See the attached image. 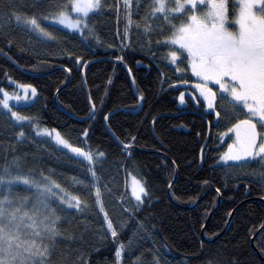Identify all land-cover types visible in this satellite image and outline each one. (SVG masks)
<instances>
[{
  "label": "trees",
  "instance_id": "obj_1",
  "mask_svg": "<svg viewBox=\"0 0 264 264\" xmlns=\"http://www.w3.org/2000/svg\"><path fill=\"white\" fill-rule=\"evenodd\" d=\"M60 2L67 3V0ZM100 2L101 8L89 15L92 34L63 31L54 40H48L32 31L29 25L15 19L3 20V13L8 11L9 4H28L22 9L24 14L42 15L56 9H38L31 6V0H0V23L3 24L0 53L6 55L0 54V88L10 90L13 85L28 84L36 89L34 100L28 105L11 106L29 119L13 126V130H7L9 125L5 126L6 130L0 129V165L18 157L24 173L31 172L34 179H39L41 173L50 176L70 195L88 203L81 211L64 206L66 210L60 213L61 234L57 237L54 264H116V247L129 244L133 236L138 239L122 254V264H133L137 257L149 262L154 254L160 264H264V229L254 238L253 245L250 244L251 237L264 224L263 203L251 201L240 205L226 227L231 211L245 199L264 200V187L257 182L259 176L264 178V168L255 163L217 164L226 150V142L220 138L226 127L222 123H230L225 120L217 123L215 115L205 112L202 104L194 107L190 103L186 108H179L178 97L183 88L176 87V83L178 78L193 81L189 71L177 73L175 65L161 59L167 49L157 51L153 44L149 51L142 28L137 29L135 23L129 26L125 37L127 19L123 0ZM131 11L133 21L140 22L143 6L137 13L134 4ZM41 26L53 29L47 21H41ZM118 56L122 59H117ZM101 58L119 60L129 69L136 92L142 97L138 112H132L138 107V101L129 76L120 64L90 63L83 80L84 65ZM56 67L63 70L38 77L28 74L44 73ZM65 71L69 82L58 92L67 82ZM55 94L58 105L77 118L87 117L92 105L93 117L87 121L69 117L56 107ZM118 109L125 111L111 115L107 126L121 143L128 145L124 149L103 126L104 117ZM32 125L56 129L73 146L84 141L93 153L97 150L105 153L102 162L95 163L97 176L109 184L124 207H118L114 199H105L104 210L117 226L116 238L102 231L104 213L95 207L94 190L91 193L85 190L91 180L81 169L83 164L64 151H60L62 155L54 149L52 155L45 153V149L51 148L34 137L30 132ZM21 126L26 136L17 139ZM85 129L87 138L83 136ZM165 157L176 167V179L170 188L176 204L190 207L207 190H213L195 208L182 209L171 203L167 189L174 178V169ZM226 165L245 166V171L230 176ZM129 174L146 187L147 195L143 196L142 203L133 204L128 196ZM217 192L220 204L204 229V238L208 240L205 241L201 230L216 206ZM223 230V235L215 239Z\"/></svg>",
  "mask_w": 264,
  "mask_h": 264
},
{
  "label": "snow or ice",
  "instance_id": "obj_2",
  "mask_svg": "<svg viewBox=\"0 0 264 264\" xmlns=\"http://www.w3.org/2000/svg\"><path fill=\"white\" fill-rule=\"evenodd\" d=\"M134 4L137 13L143 6L140 22L132 19ZM27 6L9 4L8 11L3 13V20L15 19L18 23L29 25L42 37L54 40L52 33L41 26V21L51 18L54 21L51 27L63 25L82 34H92L89 13L101 8V2L31 0V6L38 9H56L42 15L37 12L24 14L22 9ZM123 8L127 19L125 37L133 23L137 29L142 28L149 51H152L153 44L157 51L167 49L161 59L175 65L177 73L190 71L197 78L194 87L202 102L196 96L191 98L210 110L217 123L225 120L231 124L220 136L235 133L236 139L227 145V151L219 159L255 163L264 168V0H143V5L141 0H123ZM189 82V79L178 78L180 84ZM17 87L25 93L31 89V94L36 95V89L31 85L18 84ZM0 94V106L10 113L12 120L29 119L13 111L9 104L11 99L20 100L26 96L9 94L4 88H0ZM184 98L185 94L181 92V103H184ZM241 110L245 113L244 119L238 118ZM233 119L235 122H232ZM42 131L47 135L55 133L53 138L58 144L75 154L74 158L82 157L88 162L91 183L85 185V190L87 193L94 190L95 204L104 213L107 231L116 238L117 226L104 210L101 188L97 186L100 177L97 176L95 163L102 162L105 153L98 150L93 153L92 150L73 146L56 129ZM87 131H83L85 138ZM25 136L21 126L16 138ZM32 175L31 172H23L22 160L18 157L0 165V264H54L57 237L61 234L58 222L61 220L60 213L66 210L64 206L77 211L88 207L87 201L70 195L50 176L41 173L39 179H34ZM133 181L132 194L138 203H142V197L147 195L146 187L135 178ZM130 246L131 241L129 249ZM124 248V244L116 247V264H122ZM133 264H160V261L154 254L152 261L145 262L137 257Z\"/></svg>",
  "mask_w": 264,
  "mask_h": 264
},
{
  "label": "rangeland",
  "instance_id": "obj_3",
  "mask_svg": "<svg viewBox=\"0 0 264 264\" xmlns=\"http://www.w3.org/2000/svg\"><path fill=\"white\" fill-rule=\"evenodd\" d=\"M97 9H95V10H93V12L94 11H96ZM93 12H90L89 13V15L90 14H92ZM73 15V17H75L76 16V14L75 13H73L72 14ZM47 22L50 24V25H52L53 23H54V21H52L51 20V18L49 19V20H47ZM56 28H57V30H56ZM49 32H51L52 33V35L53 36H57V35H61L62 34V32L63 31H65V32H71V33H77V34H80L81 33V31H78V30H76V29H68V28H65L63 25H58L57 27H53V29H50V30H48ZM44 38V37H43ZM172 66H174V65H172ZM189 73H190V75H191V72L189 71ZM191 78H192V80L193 81H191V82H189L188 84H180V83H176V87H182L183 89L181 90V92H183L184 94H185V98H184V103H181V101H180V99H179V97H180V95H179V97H178V107L179 108H186V107H188L189 106V104L191 103L194 107H199L202 103H197V101L196 100H193L191 97H193V96H196V97H198L200 100H201V102H202V98H200L199 97V92L195 89V87H194V84L195 83H197L198 81H197V78L196 77H194V76H192L191 75ZM210 87H214L213 85H209ZM9 94H18V95H20L21 97H25L26 96V98H22V99H20V100H15V99H11L10 101H9V104H10V106H15V105H28L32 100H34V98H35V96H33L32 94H31V89H29L28 91H27V93H25V91L23 90V89H21V88H18L17 87V85H13V88H11L10 90H7V89H5ZM180 92V93H181ZM0 98H2V94H0ZM13 110V109H12ZM203 110L205 111V112H211L210 110H208L205 106H203ZM14 111V110H13ZM240 113L242 114V116L241 117H239V119H244V118H246V116H245V113H244V111L243 110H241L240 111ZM2 119V120H1ZM4 120V122H5V125H4V127H3V125H2V121ZM0 129L2 128V129H4L5 128V126L7 127V125H9L10 126V128H8L7 127V130H13V126L14 127H16V125H20L21 123H24V121H14V120H12L11 119V116H10V113H7V110H4L3 108H2V106H0ZM235 122V121H234ZM222 125L223 126H226V127H224L223 129H222V131L221 132H226V130H227V127H230L231 126V124H228V125H226V124H224V123H222ZM44 129H46V128H43V127H39V126H34L33 127V125H32V127L30 128V132L34 135V137L35 138H37V139H41L42 141H44V142H46V145H47V147L48 148H51V149H45V153L47 152V153H49V155H52V154H50V153H52L53 151V149L54 150H57L58 152L57 153H59V154H61L62 152H60V151H64V153L67 155V156H71V157H73V159H77V160H79L82 164H83V167L81 168L80 166V168L82 169V170H84L85 172H87L88 173V176L90 177V180H91V175H90V173L88 172V162L86 161V160H83V158L81 157V158H74V155L75 154H73V153H70L69 152V150L68 149H65L64 147H63V145H60V144H58L57 142H56V140L53 138L54 137V135H55V133H53L52 135H47V134H45V132L44 131H42V130H44ZM5 130H6V128H5ZM49 130V129H48ZM257 130L259 131L260 129H259V125H257ZM12 132V131H11ZM13 133V132H12ZM62 136V135H61ZM64 139H66L64 136H62ZM220 138L221 139H223V141H225L226 142V150L225 151H227V145L229 144V143H233V141L236 139V137H235V133H228L226 136H224V137H221L220 136ZM38 146H39V143L37 144ZM76 147H82L85 151H89V149L86 147V144L84 143V141H80V144L78 145V146H76ZM224 153V152H223ZM222 153V154H223ZM62 155V154H61ZM56 157H58V155H55ZM230 163H236V162H233V161H228V162H224V161H221L220 159H218V162H217V164H219V165H225V164H230ZM227 166V165H226ZM228 168H227V173L231 176V175H233V174H238V173H243V171H245V166H227ZM245 176H249V177H251L252 179H255L252 175H250V174H247V175H245ZM261 177H263V176H259L258 178L259 179H257V182L258 183H260L263 187H264V178H261ZM133 178H135V180H137V181H139L140 183H141V185H143V182L142 181H140L137 177H135L134 175H132V174H129L128 176H127V178H126V184H127V191H128V196L130 197V199H131V201L133 202V204H138V202L136 201V199H135V197L133 196V194H132V188H133ZM97 186L98 187H100L101 188V201H102V204H103V207H104V202H105V199H114L115 201H116V203L117 204H119L118 205V207H121V209H122V205H121V203H120V199H117L115 196H114V192L111 190V188H110V186H109V184H107V183H105V182H103L102 181V179L100 178V181H99V183L97 184ZM106 186V187H105ZM122 192H123V194H124V192H125V190L123 191V189H122ZM93 195H94V198H95V194L93 193ZM143 198V197H142ZM66 206V205H65ZM67 207V206H66ZM95 207H96V209H97V211L98 212H100V210H99V206H97L96 204H95ZM124 208V207H123ZM127 208V207H126ZM100 213H102V212H100ZM102 231L103 232H108L107 231V226H106V224H104V222H103V228H102ZM109 233V232H108ZM110 234V233H109ZM111 235V234H110ZM138 239V236H133L131 239H130V241L131 242H135L136 240ZM127 248H129V244H125V248L122 250V254L124 253V251H127Z\"/></svg>",
  "mask_w": 264,
  "mask_h": 264
},
{
  "label": "water",
  "instance_id": "obj_4",
  "mask_svg": "<svg viewBox=\"0 0 264 264\" xmlns=\"http://www.w3.org/2000/svg\"><path fill=\"white\" fill-rule=\"evenodd\" d=\"M0 54H1V55H4L3 53H0ZM4 56H6V55H4ZM96 61H112V62H116V63L120 64V65L125 69V71L127 72L128 76H129V80H130V83H131L132 91L134 92L135 96L137 97V101H138V107H137L135 110H132V112H133V113L138 112V111L141 109V107H142V100H141V98L139 97V95H138L137 92H136V88H135L134 80H133V78H132V76H131V73H130L129 69L126 67V65H125L123 62H121V61H119V60H115V59H105V58L90 60V61H88V62L84 65V67H83V69H82V78H83V80H84V72H85L86 67H87L90 63H93V62H96ZM12 62H13V61H12ZM15 66H16L19 70H22V69H21L20 67H18L17 65H15ZM56 70H63V68H62V67H56V68H54V69H52V70H49V71H47V72H44V73H38V74H30V73H28V74L31 75V76H34V77H38V76H46V75H49L50 73H52V72H54V71H56ZM65 72L67 73V82H66L61 88H59V89L57 90L58 92H59L61 89H63V88L68 84V82H69V74H68V71H65ZM84 85H85V84H84ZM54 103H55L56 107H57L60 111H62V112H64L65 114H67L69 117H71V118H73V119H77V120H79V121H87V120H90V119L93 117L94 113H95V108L91 105V112H90V114H89L87 117H85V118H77V117L71 115L70 113H68L67 111H65L63 108H61V107L58 105V103H57V95H56V94H55V96H54ZM90 104H91V103H90ZM119 110H124V109H118V110H115V111H113V112L108 113V114L106 115V116H107V120H108V118H109L111 115H113L116 111H119ZM124 111H125V110H124ZM106 116H105V117H106ZM105 117H104V119H103V126H104L105 130L107 131V133L109 134V136L114 140V142L117 143L120 147H122V148L124 149V148H125V145H124L123 143H121V142L115 137V135L110 131V129L108 128V126H107V120L105 119ZM143 151H145L146 153H158V152H156V151H150V150H143ZM165 158H166V159L172 164L173 169H174V178H173V180L171 181V183L169 184L168 189H167V195H168V197H169L171 203H172L173 205L177 206V207L182 208V209H192V208H195V207L197 206V204H198V203L204 198V196H205L206 194H208L210 191H213V190H212V189L207 190V191L204 193V195H203L201 198H199V200H197V201L195 202L194 205H192V206H190V207H184V206H181V205H179V204H176V203L174 202V200L172 199V196H171V194H170V188H171L173 182H174L175 179H176V167H175V165L173 164V162L169 160V158H167V157H165ZM251 201H258V202H261V203L264 204V200H263L262 198H248V199H245L243 202H241L238 206H236V207L231 211V213L229 214V217H228V219H227L226 227L230 224V222H231V218H232L233 213L235 212V210H236L240 205H242V204H244V203H247V202H251ZM219 204H220V195H219V193L217 192V203H216V206H215V207L211 210V212L209 213V215H208V217H207V219H206V221H205V223H204V225H203V227H202V230H201V237H202V239H204L205 241H208V240H206V239L204 238V229H205V227H206V225H207V223H208V221H209L211 215L216 211V209L218 208ZM263 229H264V224H263V225H262V226H261V227H260L255 233H254V235L251 237V239H250V244H251V246L253 245L254 238H256V237L258 236V234H259ZM224 232H225V230H223V231H222V232H221V233H220L215 239H217L218 237H220L221 235H223ZM215 239H214V240H215ZM214 240H209V242H213Z\"/></svg>",
  "mask_w": 264,
  "mask_h": 264
}]
</instances>
